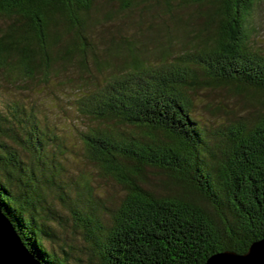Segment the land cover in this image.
I'll use <instances>...</instances> for the list:
<instances>
[{
  "label": "trees",
  "instance_id": "trees-1",
  "mask_svg": "<svg viewBox=\"0 0 264 264\" xmlns=\"http://www.w3.org/2000/svg\"><path fill=\"white\" fill-rule=\"evenodd\" d=\"M97 1L0 0V15L12 18L0 26V69L45 79L69 67L106 74L72 91L81 112L102 123L81 132L88 154L123 194L104 211L90 179H60L61 166L45 161V142L30 132L21 138L28 157L0 138V211L38 264H72L69 249L52 245L54 224L70 226L69 219L97 264H206L217 252H247L264 237V52L250 27L256 1L156 0L166 19L145 29L149 35L111 36L104 46L90 19ZM120 1L125 9L136 0ZM198 1L211 8L187 17ZM203 86L233 94L235 118L205 126L194 98ZM150 172L165 178L155 184Z\"/></svg>",
  "mask_w": 264,
  "mask_h": 264
},
{
  "label": "rangeland",
  "instance_id": "rangeland-1",
  "mask_svg": "<svg viewBox=\"0 0 264 264\" xmlns=\"http://www.w3.org/2000/svg\"><path fill=\"white\" fill-rule=\"evenodd\" d=\"M255 1L250 27L256 46L264 52V0ZM94 7L90 15L94 23L92 27L94 39L103 46L105 40L111 36L120 38L123 35H142L151 24L160 23L166 14L163 6L157 4L156 0H136L129 3L125 9L126 6L120 0H98ZM209 8L211 5L206 1L191 2L185 9V15L188 17L190 13L196 14L200 9ZM11 19L6 15H0V26L4 27L11 23ZM194 25H197V20L194 21ZM145 34L149 35L148 32ZM151 45L150 48L153 49ZM181 48L184 50L179 46L178 51H182ZM150 60L157 61L158 57L153 55ZM116 61V67H113L112 71L122 63L120 58ZM93 70L94 77L78 73V70L69 67L68 71H62L60 75L52 74L45 79L40 72L30 77H6L0 69V138L28 157L21 138H28L30 132L39 135L45 142L42 151L45 161L48 162L46 156H49L61 166L60 179L70 184L76 180L83 181L84 177L90 179L94 195L100 197L95 200L103 207L104 205L114 207L123 194V187L101 172L90 158L81 134L90 127L102 123L81 112L76 93L72 91V87L80 86L83 80L88 84L102 83L106 74L98 72L95 67ZM198 74L200 75L201 71H198ZM71 80L75 83H71ZM195 95V116L205 126L235 118L234 111L238 109V105L234 95L225 88L213 89L203 86L198 88ZM220 105L222 109L216 111L215 107ZM122 128L129 129L123 125L118 126V129ZM14 137L20 139L21 144ZM39 176L43 179L42 175ZM150 177L155 184H159L165 178L164 175L152 172ZM55 192L48 191V199L55 203L56 210L59 209L66 217L69 216L68 210L61 206ZM103 210L107 211L105 207ZM69 222L70 226L66 225V229L58 223L54 224L58 229L59 239L52 242L54 243L52 245L59 253L61 247L69 249L72 264H97L89 255L84 235L73 226L71 219Z\"/></svg>",
  "mask_w": 264,
  "mask_h": 264
},
{
  "label": "water",
  "instance_id": "water-1",
  "mask_svg": "<svg viewBox=\"0 0 264 264\" xmlns=\"http://www.w3.org/2000/svg\"><path fill=\"white\" fill-rule=\"evenodd\" d=\"M0 264H38L1 211ZM206 264H264V237L254 241L245 253L231 250L214 253Z\"/></svg>",
  "mask_w": 264,
  "mask_h": 264
}]
</instances>
